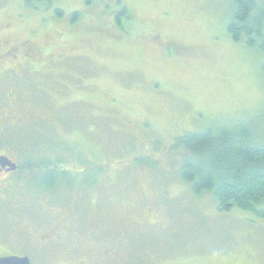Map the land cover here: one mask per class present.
<instances>
[{
    "label": "rangeland",
    "instance_id": "374dc122",
    "mask_svg": "<svg viewBox=\"0 0 264 264\" xmlns=\"http://www.w3.org/2000/svg\"><path fill=\"white\" fill-rule=\"evenodd\" d=\"M49 1L62 18L38 0H0V26L22 36L41 26L50 35L41 41L46 57L89 83L94 135L85 141L95 170L106 163L108 187L124 199L149 180L139 213L148 209L155 223L135 222L134 209L120 205L105 226L96 220L94 235L79 239L73 254L62 247L32 264H78L74 256L90 241L88 264H264V217L220 211L210 192L195 195L179 178V154L170 151L185 129L222 118L262 121L263 55L227 34L231 1ZM125 9L133 16L120 18L127 33L116 21ZM94 192L96 213L105 192L101 184Z\"/></svg>",
    "mask_w": 264,
    "mask_h": 264
},
{
    "label": "flooded vegetation",
    "instance_id": "af4514ba",
    "mask_svg": "<svg viewBox=\"0 0 264 264\" xmlns=\"http://www.w3.org/2000/svg\"><path fill=\"white\" fill-rule=\"evenodd\" d=\"M45 31L36 24L22 36L8 23L0 26V257L27 256L30 264L62 247L73 254L79 239L94 235L96 220L105 226L120 205L134 209L135 222L155 223L148 209L139 213L149 180L135 184L124 199L108 187L106 163L96 172L85 141L94 135L89 83L46 57L41 41L50 35ZM75 108V114L69 111ZM96 184L105 195L95 213ZM93 249L90 241L74 256L78 264H88Z\"/></svg>",
    "mask_w": 264,
    "mask_h": 264
},
{
    "label": "trees",
    "instance_id": "16d2710c",
    "mask_svg": "<svg viewBox=\"0 0 264 264\" xmlns=\"http://www.w3.org/2000/svg\"><path fill=\"white\" fill-rule=\"evenodd\" d=\"M38 1L44 8H53L52 1ZM230 1L226 32L234 42L262 53L264 78V0ZM53 11L56 18L64 16L61 9ZM79 14L73 11L70 22L75 23ZM123 16L130 21L133 16L127 9L116 16L117 27L127 33L130 28L122 24ZM261 118V124L253 119L222 118L176 136L170 151L179 154L180 180L195 195L210 192L220 211L239 208L264 217V116Z\"/></svg>",
    "mask_w": 264,
    "mask_h": 264
},
{
    "label": "water",
    "instance_id": "95a60500",
    "mask_svg": "<svg viewBox=\"0 0 264 264\" xmlns=\"http://www.w3.org/2000/svg\"><path fill=\"white\" fill-rule=\"evenodd\" d=\"M0 264H30V259L27 256H3L0 257Z\"/></svg>",
    "mask_w": 264,
    "mask_h": 264
}]
</instances>
